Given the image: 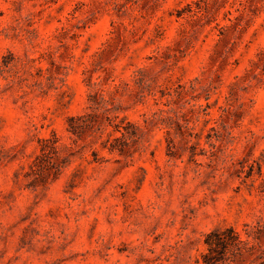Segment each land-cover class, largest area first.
<instances>
[{
    "label": "rangeland",
    "instance_id": "rangeland-1",
    "mask_svg": "<svg viewBox=\"0 0 264 264\" xmlns=\"http://www.w3.org/2000/svg\"><path fill=\"white\" fill-rule=\"evenodd\" d=\"M0 264H264V0H0Z\"/></svg>",
    "mask_w": 264,
    "mask_h": 264
},
{
    "label": "trees",
    "instance_id": "trees-1",
    "mask_svg": "<svg viewBox=\"0 0 264 264\" xmlns=\"http://www.w3.org/2000/svg\"><path fill=\"white\" fill-rule=\"evenodd\" d=\"M82 117H77V118H71L70 119V124H71V128H72V132L73 134H75L76 136H82L83 133L85 132V129L88 128L87 124H83L81 122ZM124 137V135H123ZM49 141L45 142V147L42 149L43 153V157H49L52 158V153L55 151V142H50Z\"/></svg>",
    "mask_w": 264,
    "mask_h": 264
}]
</instances>
